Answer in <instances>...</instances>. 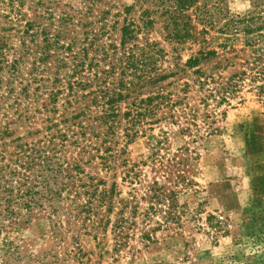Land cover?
<instances>
[{
    "label": "trees",
    "instance_id": "16d2710c",
    "mask_svg": "<svg viewBox=\"0 0 264 264\" xmlns=\"http://www.w3.org/2000/svg\"><path fill=\"white\" fill-rule=\"evenodd\" d=\"M201 1L135 0L124 8L117 42L112 40L117 22L110 25L100 8L103 0H0V116L8 115L9 106L18 114L0 120L2 260L25 257L9 234L40 219L57 231L86 214L82 227L92 233L109 227L114 214L121 246L126 210L138 214V203L132 204L137 197L120 198L116 182L110 188L100 187L103 179L83 182L84 176L92 180L84 166L100 159L106 171L128 167L121 142L130 144L162 123L190 131L199 120L204 123L202 108L206 129L214 132L215 109L231 105L248 75L264 101V0H254V10L244 15H232L224 0ZM145 4L150 8L138 19L129 17ZM159 22L167 41L204 46L185 63L165 67V48L149 37ZM60 100L63 111L49 120L42 138L15 136L16 119L30 118L34 107L57 111ZM161 134L157 144L168 140V132ZM132 170L124 174L133 180ZM160 190L151 199L170 201L167 220L178 221L175 193ZM151 212L154 204L144 216L153 217Z\"/></svg>",
    "mask_w": 264,
    "mask_h": 264
},
{
    "label": "rangeland",
    "instance_id": "374dc122",
    "mask_svg": "<svg viewBox=\"0 0 264 264\" xmlns=\"http://www.w3.org/2000/svg\"><path fill=\"white\" fill-rule=\"evenodd\" d=\"M103 1L100 8L105 10L110 25L117 22L112 40L119 42L126 17L124 8L135 0ZM224 1L232 15H244L255 8L254 0ZM201 2L204 4V0ZM150 4L137 8L129 17L138 19ZM163 26L161 22L156 24L149 37L165 48L166 59H161L165 67L185 63L204 46L167 41ZM236 44L243 47L241 41ZM261 61L264 67V53ZM246 77L245 87L231 105L215 109L218 114L211 126L214 132L206 129L207 111L202 108L200 119L204 118V123L199 120V127L193 126L190 131L182 132L181 125L162 123L130 144L121 142L120 149L126 152L122 158L128 160V167L106 171L100 159L84 166L92 180L84 176L83 182L97 184L103 179L106 184L101 188H110L116 182L120 198L137 197L132 204L138 203V214H131V207L126 210L129 224L122 230L121 246L118 231L112 227L118 217L114 214L109 216V227L92 233L82 227L86 214L78 221L71 219L70 225L57 231L48 220H33L9 234L25 257H0V264H264V101L251 87V76ZM62 104L60 100L57 111L50 107L37 112L34 107L30 118L16 119V125H12L15 136L27 141L42 138L45 128L52 124L49 120L55 121L63 111ZM5 110L8 115L0 116L2 122L17 118L14 107ZM162 131L169 133L168 140L157 144ZM126 169H133V180L125 177ZM159 189L166 196L175 193L178 221L167 220L170 201L158 203L151 199L153 190ZM152 204L156 212L147 218L144 215Z\"/></svg>",
    "mask_w": 264,
    "mask_h": 264
}]
</instances>
